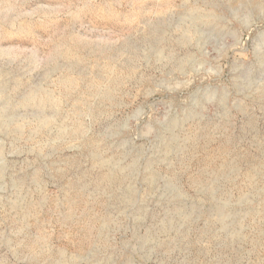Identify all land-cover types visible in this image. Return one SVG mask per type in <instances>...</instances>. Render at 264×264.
I'll list each match as a JSON object with an SVG mask.
<instances>
[{
	"label": "rangeland",
	"instance_id": "1",
	"mask_svg": "<svg viewBox=\"0 0 264 264\" xmlns=\"http://www.w3.org/2000/svg\"><path fill=\"white\" fill-rule=\"evenodd\" d=\"M0 264H264V0H0Z\"/></svg>",
	"mask_w": 264,
	"mask_h": 264
}]
</instances>
